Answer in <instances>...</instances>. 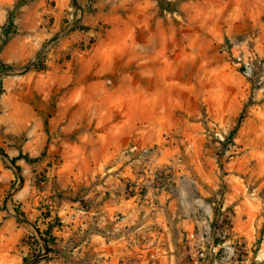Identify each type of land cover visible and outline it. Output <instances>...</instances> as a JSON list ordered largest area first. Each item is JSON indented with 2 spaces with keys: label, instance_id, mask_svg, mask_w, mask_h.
<instances>
[{
  "label": "rangeland",
  "instance_id": "1",
  "mask_svg": "<svg viewBox=\"0 0 264 264\" xmlns=\"http://www.w3.org/2000/svg\"><path fill=\"white\" fill-rule=\"evenodd\" d=\"M12 10L0 264L97 262L63 240L49 253L40 232L71 202L181 188L212 264H264V0H0V24ZM20 152L41 160L16 170Z\"/></svg>",
  "mask_w": 264,
  "mask_h": 264
},
{
  "label": "crops",
  "instance_id": "2",
  "mask_svg": "<svg viewBox=\"0 0 264 264\" xmlns=\"http://www.w3.org/2000/svg\"><path fill=\"white\" fill-rule=\"evenodd\" d=\"M74 205L71 202L60 215L63 229L54 233L56 241L63 240L65 254L79 251L83 258L91 253L101 257L91 264H212L210 258L190 259L181 241L185 231L200 224L197 202L189 201L184 188L179 194L150 191L144 199L113 195L97 211ZM93 217L101 229L85 232Z\"/></svg>",
  "mask_w": 264,
  "mask_h": 264
},
{
  "label": "trees",
  "instance_id": "3",
  "mask_svg": "<svg viewBox=\"0 0 264 264\" xmlns=\"http://www.w3.org/2000/svg\"><path fill=\"white\" fill-rule=\"evenodd\" d=\"M17 32L16 28V21H15V10H12L7 18V20L0 24V54L3 51L4 47L7 45L10 37ZM8 68L7 64L0 59V70H6ZM254 102L253 99L250 100V102L247 105H250ZM244 117V114L242 115V118ZM241 118V119H242ZM242 121V120H241ZM241 121L239 124L235 127V129L231 132V137H233L236 132L238 131ZM1 151H4L2 148H0ZM19 159H24L26 162L33 164L36 162H39L41 160V157H31L29 154H25L23 152H20V154L16 157H13L12 163L15 165L16 170H19L20 167L17 165V161ZM18 173V172H17ZM63 226L62 219L58 217V222L49 224V227L47 228L45 233H41V236L43 237L44 244L46 248L50 252H57L56 248H54V245L56 244V236H54V228L57 226Z\"/></svg>",
  "mask_w": 264,
  "mask_h": 264
},
{
  "label": "built area",
  "instance_id": "4",
  "mask_svg": "<svg viewBox=\"0 0 264 264\" xmlns=\"http://www.w3.org/2000/svg\"><path fill=\"white\" fill-rule=\"evenodd\" d=\"M186 241L188 255L192 260L213 258L219 252L218 245L209 247L205 235L195 229L187 232Z\"/></svg>",
  "mask_w": 264,
  "mask_h": 264
},
{
  "label": "bare ground",
  "instance_id": "5",
  "mask_svg": "<svg viewBox=\"0 0 264 264\" xmlns=\"http://www.w3.org/2000/svg\"><path fill=\"white\" fill-rule=\"evenodd\" d=\"M154 78H157L155 75H153Z\"/></svg>",
  "mask_w": 264,
  "mask_h": 264
}]
</instances>
